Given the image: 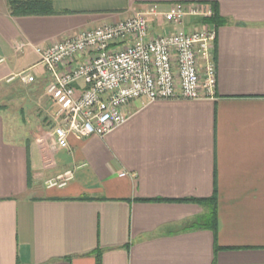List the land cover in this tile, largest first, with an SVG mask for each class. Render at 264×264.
Masks as SVG:
<instances>
[{
    "label": "crops",
    "instance_id": "obj_1",
    "mask_svg": "<svg viewBox=\"0 0 264 264\" xmlns=\"http://www.w3.org/2000/svg\"><path fill=\"white\" fill-rule=\"evenodd\" d=\"M175 2L217 6L216 98L136 99L104 137L54 146L34 46ZM52 3L55 14L13 16L0 0V84L29 70L52 104L50 130L0 110V264H264V0Z\"/></svg>",
    "mask_w": 264,
    "mask_h": 264
},
{
    "label": "built area",
    "instance_id": "obj_2",
    "mask_svg": "<svg viewBox=\"0 0 264 264\" xmlns=\"http://www.w3.org/2000/svg\"><path fill=\"white\" fill-rule=\"evenodd\" d=\"M212 15L210 3L152 4L114 23L34 46L51 77L46 92L57 105L54 146L67 148L72 133L104 137L128 120L125 108L136 99L216 98L217 31L203 22ZM21 74L23 81L37 79L29 70ZM72 177L68 171L46 183L63 186Z\"/></svg>",
    "mask_w": 264,
    "mask_h": 264
},
{
    "label": "rangeland",
    "instance_id": "obj_3",
    "mask_svg": "<svg viewBox=\"0 0 264 264\" xmlns=\"http://www.w3.org/2000/svg\"><path fill=\"white\" fill-rule=\"evenodd\" d=\"M205 20L203 22L207 23ZM157 27L159 30L165 29ZM21 73L9 78V82L0 84V110L8 109L7 117L14 126H40L44 130H50L52 104L45 95V88L37 87V79L35 82L23 81Z\"/></svg>",
    "mask_w": 264,
    "mask_h": 264
},
{
    "label": "trees",
    "instance_id": "obj_4",
    "mask_svg": "<svg viewBox=\"0 0 264 264\" xmlns=\"http://www.w3.org/2000/svg\"><path fill=\"white\" fill-rule=\"evenodd\" d=\"M210 4L213 8V15L205 21L213 25L214 23L219 22L221 18L218 14L215 3ZM8 5L10 14L13 16L49 15L57 13L53 7L52 0H8ZM186 200L189 201L190 199H184V201ZM211 200L213 202L216 201V194L212 196ZM198 201L202 202L204 200L198 199ZM215 215L216 210L212 209L207 219L210 220L212 224L211 226L216 229Z\"/></svg>",
    "mask_w": 264,
    "mask_h": 264
}]
</instances>
